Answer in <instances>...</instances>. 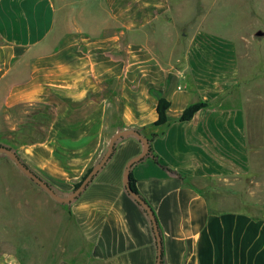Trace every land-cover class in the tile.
Masks as SVG:
<instances>
[{"label":"crops","instance_id":"0c3cea01","mask_svg":"<svg viewBox=\"0 0 264 264\" xmlns=\"http://www.w3.org/2000/svg\"><path fill=\"white\" fill-rule=\"evenodd\" d=\"M262 82L264 0H0V112L31 113L16 130L40 132L14 153L59 197L115 132L147 134L158 100L169 103L162 135L129 169L156 221L160 264H264V215L247 210L257 203L246 194L248 106ZM196 103L206 106L181 121ZM142 150L133 135L117 139L69 203L36 186L58 211L57 244L46 210L52 228L30 261L0 248V264H156L152 222L123 182Z\"/></svg>","mask_w":264,"mask_h":264},{"label":"rangeland","instance_id":"374dc122","mask_svg":"<svg viewBox=\"0 0 264 264\" xmlns=\"http://www.w3.org/2000/svg\"><path fill=\"white\" fill-rule=\"evenodd\" d=\"M252 62L255 64L258 60H252ZM258 84L251 89L254 97L251 98L252 101L248 106L252 111L250 115V152L254 174L246 179L249 187L248 192L250 191L246 194H249L257 203L247 210L257 216L264 215V82ZM26 115L30 116L31 113L17 112V118L10 119L8 114L0 112V147L14 149L26 137L38 136L39 126L33 129L21 127L16 130L17 125L24 123ZM36 186L40 188L17 168L7 154L0 152V248L19 252L24 261H30V258L26 257L27 251L40 249L38 240L46 239H44L46 237L44 228H52L47 221L48 210L52 211L54 216L52 218L54 219L52 221L54 228L48 231L54 246H56L60 234V225L57 221L58 211L38 195ZM30 195L33 196L31 204L33 207L30 204H25L24 207V201ZM24 208L33 212L30 211L34 219L33 223L26 226L21 222V219L24 220L22 216ZM35 259L38 263L33 261V264H39L40 257Z\"/></svg>","mask_w":264,"mask_h":264},{"label":"water","instance_id":"95a60500","mask_svg":"<svg viewBox=\"0 0 264 264\" xmlns=\"http://www.w3.org/2000/svg\"><path fill=\"white\" fill-rule=\"evenodd\" d=\"M133 135L137 137L143 144V150L142 153L137 156L136 158H133L130 160V162L127 164L125 172H124V186L127 190V192L146 210L153 226L154 234L157 241L158 246V253H157V261L156 264H160L161 260V242H160V235L158 232V228L156 225V221L154 219V216L151 212V210L148 208V206L137 196L134 192L131 191L129 186V169L131 165L142 159L146 154L148 153V142L147 140L141 136L136 130L134 129H125L122 131L115 132L110 138L108 142V147L103 154V156L100 158V160L91 167L90 171L84 176L82 180H80V184L77 188L73 190V192L66 198L59 197L47 184L44 182L40 177H38L36 174H34L32 171H30L17 157V155L5 147H0V152H3L7 154L10 159L14 162V164L17 166V168L25 175L27 176L31 181H33L35 184H37L42 190H44L46 193H48L53 199H55L59 203H69L73 201L76 197L80 195V193L86 188V186L90 183V181L93 179V177L96 175V173L106 164V162L110 159L115 142L117 139L122 138L124 136Z\"/></svg>","mask_w":264,"mask_h":264},{"label":"trees","instance_id":"16d2710c","mask_svg":"<svg viewBox=\"0 0 264 264\" xmlns=\"http://www.w3.org/2000/svg\"><path fill=\"white\" fill-rule=\"evenodd\" d=\"M205 106H206L205 103H196V104H193V105L187 107L183 111V113L180 117V120L181 121L189 120L196 111H198L199 109H201ZM168 107H169V103L165 99H163V98L159 99L157 106H156V112H157L158 118H157L156 122L149 127V129L147 130L148 133L145 134L143 132V130H136L141 136H143L147 140V142H148V153H151V146H150L151 141L154 138L162 135L164 128L167 125L166 111H167ZM9 150H12L14 152V149L10 148ZM113 152H114V150H113ZM90 169H91V167L87 170V172L84 174V176L90 171ZM84 176L80 180H82L84 178ZM46 184L49 186L48 183H46ZM79 184H80V181L74 185V189L77 188L79 186ZM129 186H130L131 191L134 192L137 196H139L138 192L136 190L134 180L132 178L131 173H129ZM139 198H140V196H139Z\"/></svg>","mask_w":264,"mask_h":264}]
</instances>
